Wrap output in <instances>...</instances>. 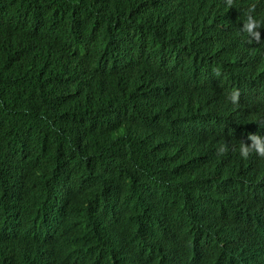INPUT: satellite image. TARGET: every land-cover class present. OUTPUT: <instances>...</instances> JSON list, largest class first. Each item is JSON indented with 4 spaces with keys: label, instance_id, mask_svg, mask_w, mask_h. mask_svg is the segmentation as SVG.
<instances>
[{
    "label": "trees",
    "instance_id": "16d2710c",
    "mask_svg": "<svg viewBox=\"0 0 264 264\" xmlns=\"http://www.w3.org/2000/svg\"><path fill=\"white\" fill-rule=\"evenodd\" d=\"M248 2L0 0V264H264Z\"/></svg>",
    "mask_w": 264,
    "mask_h": 264
},
{
    "label": "clouds",
    "instance_id": "9594fccd",
    "mask_svg": "<svg viewBox=\"0 0 264 264\" xmlns=\"http://www.w3.org/2000/svg\"><path fill=\"white\" fill-rule=\"evenodd\" d=\"M227 4L230 6L232 0H227ZM246 9L242 31L249 35L248 37L251 42H260L261 36L259 30L262 24H264V16L257 15L255 12L261 13L264 10V0H249L248 4H246ZM226 99L235 104L238 99V93L232 91L227 95ZM248 139L250 144H245L243 141L239 142L238 151L240 157L247 158L254 152L257 155L255 159L264 161V135L250 133L248 134ZM217 151L223 153L225 151L224 145L219 146Z\"/></svg>",
    "mask_w": 264,
    "mask_h": 264
},
{
    "label": "water",
    "instance_id": "95a60500",
    "mask_svg": "<svg viewBox=\"0 0 264 264\" xmlns=\"http://www.w3.org/2000/svg\"><path fill=\"white\" fill-rule=\"evenodd\" d=\"M171 17H173V22H174V19H175V14L173 13V15L171 16ZM172 22V23H173ZM169 23V22H168ZM190 93H192V94H195L194 92H192V91H189ZM260 102H263V101H260ZM260 102H256V101H254L253 103H255V107H258L259 105H258V103H260ZM264 103V102H263ZM226 141H225V145L228 147L229 145H232L233 146V152L234 153H232V155H233V157L235 158V159H237L238 161H241V157H240V155H239V151H238V148H239V142L240 141H243L245 144H248V143H246V142H248L249 141V139H248V135L246 134V132H245V134L243 135V137H242V140H239L238 138H235L234 136H233V134H231L230 136H228L226 139H225ZM217 149H218V146H217ZM257 155L253 152V153H251L247 158H242V159H245V160H247V159H251V158H255ZM225 172H228L229 173V175H231L232 176V179L234 180V181H236V182H239V181H243V179L245 178V177H249L250 179H254L255 178V175L253 174V173H251V174H248L246 171H244V170H241V172L239 173L238 171H236V170H232V168L231 167H227L226 168V171ZM244 187H250L249 185H246V186H244ZM245 188V189H246ZM228 206V202L225 200V202H224V206H223V210L220 212L221 214H223V215H225L226 217H227V211H226V207ZM226 220H227V218H226ZM227 222H228V220H227ZM225 224V223H224ZM223 224V225H224ZM261 245H262V243H261Z\"/></svg>",
    "mask_w": 264,
    "mask_h": 264
},
{
    "label": "bare ground",
    "instance_id": "6f19581e",
    "mask_svg": "<svg viewBox=\"0 0 264 264\" xmlns=\"http://www.w3.org/2000/svg\"><path fill=\"white\" fill-rule=\"evenodd\" d=\"M224 24H225V22H224ZM221 32H222V30H221ZM180 49L181 50H186L185 49V47H184V45H182L181 47H180ZM242 52V51H241ZM173 57V56H172ZM174 63H184V61H180V60H178V59H171ZM173 72V71H172ZM175 72V71H174ZM177 73V72H176ZM252 97V96H251ZM259 99H261V96H258L257 97V99L256 100H259ZM213 129H214V127H213ZM233 146L232 145H230L229 146V148H232ZM57 200V199H56ZM55 200V201H56ZM258 201H260V199H258Z\"/></svg>",
    "mask_w": 264,
    "mask_h": 264
}]
</instances>
